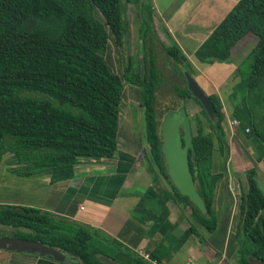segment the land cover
Instances as JSON below:
<instances>
[{
	"label": "trees",
	"instance_id": "1",
	"mask_svg": "<svg viewBox=\"0 0 264 264\" xmlns=\"http://www.w3.org/2000/svg\"><path fill=\"white\" fill-rule=\"evenodd\" d=\"M123 3L135 9L141 67L129 50L124 53L130 31ZM154 18L151 0H0V161L7 155L8 171L21 177L49 175L54 184L71 179L81 159L113 158L122 83L137 87L150 186L134 215L149 218L162 235L171 231L173 225L167 218L148 207L156 199L160 208L175 204L189 209L196 223L175 238L171 254L189 237L203 242L196 225L208 233L216 230L215 193L222 174L213 173L212 155L216 148L222 152L226 148L225 117L217 95H208L214 121L192 97L182 73L192 74L187 59L167 30L156 28ZM249 33L256 37L250 52L252 65L246 75L238 71L240 83L233 90L236 103L231 116L253 135L260 160L264 159V0H239L196 50L195 57L201 63H228L232 49ZM109 37L122 52V78L103 57ZM155 43L182 78L183 86L172 87L183 102L182 108L186 110L189 101L199 108L189 117L191 128L194 121L197 129L191 130L195 164L191 151L188 163L205 213L179 193L166 172L155 105L163 82ZM244 176L246 190L241 194L236 229L237 260L239 264H251L250 259L264 264V191L255 168L247 169ZM0 226L14 229L10 237L58 249L80 264H109L103 259L151 264L101 230L35 208L0 206ZM149 256L166 263L153 252Z\"/></svg>",
	"mask_w": 264,
	"mask_h": 264
},
{
	"label": "crops",
	"instance_id": "2",
	"mask_svg": "<svg viewBox=\"0 0 264 264\" xmlns=\"http://www.w3.org/2000/svg\"><path fill=\"white\" fill-rule=\"evenodd\" d=\"M238 1L151 0L156 28L167 30L187 59L191 76L203 91L207 95L218 96L226 122L227 118L233 119V104L227 98H234L233 89L227 86L231 83L232 87L240 81L239 66L256 44V37L249 33L241 39L232 49L228 63H201L195 52ZM158 34L164 38L159 31ZM164 43L168 45L165 38ZM127 115L125 131L132 134L133 123L131 116ZM243 130V133L237 128L225 132L226 148L223 152L216 148L212 155L213 173L222 174L215 193L216 230L208 233L196 225L203 242L189 237L171 254L169 250L175 247V238H179L189 226L191 211L182 210L175 204L160 208L154 199L148 207L156 209L173 225L172 230L164 235L158 232L149 218H144L143 214L134 215L135 207L150 186V179L144 163V149L133 140L117 144L111 159L79 160L71 179L54 184L50 182L49 175L21 177L8 171L6 161L9 157L6 155L0 161V206L35 208L101 230L133 252L137 249L148 254L153 252L167 264H184L188 260L204 264H239L236 229L241 194L246 190L244 172L249 168H255L257 176L259 169L264 172V159L251 158L255 154L245 140L248 132ZM220 157H226L225 171L217 169ZM236 194L239 195L238 201ZM237 202L238 216L234 222ZM250 263L261 264L253 259ZM0 264L61 263L51 258L0 250Z\"/></svg>",
	"mask_w": 264,
	"mask_h": 264
},
{
	"label": "rangeland",
	"instance_id": "3",
	"mask_svg": "<svg viewBox=\"0 0 264 264\" xmlns=\"http://www.w3.org/2000/svg\"><path fill=\"white\" fill-rule=\"evenodd\" d=\"M124 5V3H123ZM123 7V6H122ZM125 12H123V15L125 16L128 25H129V37H128V43L129 45L124 46V53L125 50H129L131 54L134 55L135 60L137 62V66L141 67V50L139 49V42L137 41V24H136V18H135V9L132 5H124ZM98 20L101 18L98 16ZM160 33V32H159ZM160 41L164 43V38L159 35ZM113 40L111 37H109L108 45L106 48V51L103 52V57L107 63V65L110 67V69L119 75L122 78V55L121 50L113 44ZM127 46V47H126ZM156 48V62L157 67L161 71L163 82L160 86V88L156 92V111H157V120H158V131L160 130V126L163 122V119L165 115L169 111H178L182 108L183 102H181L178 97L173 92V85H179L183 86V81L181 76H179L172 66L173 63H170V59L167 58V56L163 53L162 49L160 48L158 43H155ZM252 50V47H251ZM250 50L248 52V55L243 57L241 61V65L239 66V73L246 75L251 68L252 65V58L250 55ZM179 69L182 70L180 67ZM123 80V79H122ZM240 83L238 80L234 85L231 87V83L228 84V89L236 90V86ZM123 92L121 97V104H120V113H119V123H118V134L116 137L117 144L121 145L122 142H128L129 140H133L138 146H141L142 149H146L147 145L144 139V120H143V110L139 106V98H140V91L137 87H134L129 84L122 83ZM231 93L233 91L231 90ZM237 94V93H236ZM235 98H227L228 102H232L234 105L236 102L234 101ZM231 104V105H232ZM199 111V108L193 103V101H189L186 104V113L188 117H193L197 112ZM131 116L132 120V134L127 133L126 129V119H128V115ZM202 124L204 123V119H202ZM204 126V124H203ZM192 129L195 132L197 127L194 121L192 122ZM205 129V127H204ZM243 127H239L238 130L243 133ZM206 130V129H205ZM123 135V136H122ZM245 140L249 142V146L251 147L252 152L255 154L254 157H251L253 160L258 159V146L255 142L253 135H245ZM252 141V143L250 142ZM252 146H251V145ZM255 147V150H254ZM226 157H220L219 163L217 166L218 170L225 171L227 170L226 167ZM249 164V163H248ZM216 168V167H215ZM258 184L260 188L264 191V172L262 173V170L259 169L258 176H257ZM239 195L236 194V198L238 201ZM237 209L235 210L234 215V222H236L237 216H238V202L236 204ZM189 224H193V219H188ZM14 233V229L7 228L0 226V235L1 236H11ZM201 238V237H200ZM135 253V251H134ZM27 255V254H24ZM31 256V255H30ZM199 262V261H195Z\"/></svg>",
	"mask_w": 264,
	"mask_h": 264
},
{
	"label": "water",
	"instance_id": "4",
	"mask_svg": "<svg viewBox=\"0 0 264 264\" xmlns=\"http://www.w3.org/2000/svg\"><path fill=\"white\" fill-rule=\"evenodd\" d=\"M182 73L186 81L187 90L192 97L199 101L207 117L214 121V107L208 95L187 71L182 70ZM191 130L189 117L184 108L179 109L176 113L169 111L165 115L159 130L160 150L167 175L173 186L181 195L186 196L201 213H205L204 202L196 190L188 163V151H191V159L195 164ZM0 250L39 258H51L61 264H80L76 259L67 257L58 249L44 246L39 242L15 237H0ZM103 260L109 264H119L108 262L106 259Z\"/></svg>",
	"mask_w": 264,
	"mask_h": 264
},
{
	"label": "built area",
	"instance_id": "5",
	"mask_svg": "<svg viewBox=\"0 0 264 264\" xmlns=\"http://www.w3.org/2000/svg\"><path fill=\"white\" fill-rule=\"evenodd\" d=\"M228 120H227V122L225 121V123H224V130H225V132H228V131H231L232 129H238L239 127H241L240 126V123H239V121L238 120H236V119H229V118H227ZM245 132H249V130L247 129V128H245ZM135 254L138 256V257H140V258H142L143 260H145V261H147V262H149V263H151V264H160V263H158L157 261H155V260H152L151 258H150V256H149V254L148 253H146V252H144V250H142V249H137L136 251H135ZM164 264H167V263H164ZM184 264H204V263H197V262H195V261H193V260H188V261H186Z\"/></svg>",
	"mask_w": 264,
	"mask_h": 264
},
{
	"label": "flooded vegetation",
	"instance_id": "6",
	"mask_svg": "<svg viewBox=\"0 0 264 264\" xmlns=\"http://www.w3.org/2000/svg\"><path fill=\"white\" fill-rule=\"evenodd\" d=\"M175 113L177 112V111H174Z\"/></svg>",
	"mask_w": 264,
	"mask_h": 264
}]
</instances>
